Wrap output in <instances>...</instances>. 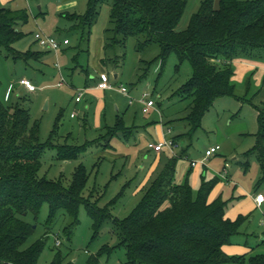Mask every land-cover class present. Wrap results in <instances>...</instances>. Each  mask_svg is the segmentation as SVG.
I'll use <instances>...</instances> for the list:
<instances>
[{"label":"rangeland","instance_id":"obj_1","mask_svg":"<svg viewBox=\"0 0 264 264\" xmlns=\"http://www.w3.org/2000/svg\"><path fill=\"white\" fill-rule=\"evenodd\" d=\"M88 1L0 0V8L8 7L23 15L16 23L23 36L11 44V49L45 52L36 55L39 60L32 58L26 63L14 60L11 52L0 46V98L12 104L17 101V94L26 96L23 106L29 108L32 122H38L42 142H46L58 126L55 142L80 146L78 157L70 160L59 159L55 149H46L39 176L62 180L69 185L75 168L84 164L90 174L84 195L92 194V200L98 199L100 206H108L113 216L123 219L132 213L156 177H149L154 155H148L146 147L148 140H160L156 125L161 116L166 125L174 129L171 134L166 132L167 136L185 127L178 119L189 113L191 98H184L177 91L192 75V66L186 60L177 67L179 59L171 53L163 69L160 61H153L147 76L140 79L146 68L142 60H153L160 48L154 43L140 50L137 37L129 38L125 47L116 49L117 54L126 53L118 66L105 64L104 45L107 29L112 26L110 10L114 0L100 1V13L89 39L81 41V33L71 28L73 22L69 16L84 13ZM201 1L188 0L177 30L187 28ZM36 32L62 41L68 38L70 43L57 51L43 48L36 42ZM79 43L84 51L89 50V55L82 51L79 57L80 63L89 69L88 74L74 69L73 57ZM109 54L114 56L115 53L109 51ZM233 67L235 95L215 99L194 133L189 157L178 161L175 177L180 183L188 181L195 192L203 179L211 181L218 177L210 201L221 197L226 202L228 218L245 217L239 231L224 245V251L234 256L246 255L243 264H249L251 255L264 252V203L257 207L250 199V194L257 190L264 193L261 165L253 150L259 133V114L264 112V49L255 51L254 56H239L233 61ZM101 72L107 74L115 87L126 85L132 101L116 88L92 87L98 84ZM24 77L32 80L35 91L22 87L19 81ZM60 81L62 86L58 85ZM80 91L83 102H76ZM144 92H149L156 101L155 109L149 112H143L138 101ZM118 115H124L127 122L136 119L137 123L144 124L148 138L137 133L135 139H126L122 132L109 137L107 126H113ZM173 119L177 121L171 122ZM216 144L221 149L205 160L204 166L200 164L196 170H191L190 160L203 159L206 150ZM226 163L229 165L223 175ZM19 216L33 225V232L23 248L41 240L45 243L39 264H51L58 254L66 264H125L127 261L126 248L121 245L122 239L111 222H105L95 233L92 218L83 204L79 205L77 224H72V217L64 208L51 218L47 201L39 213L29 211Z\"/></svg>","mask_w":264,"mask_h":264},{"label":"trees","instance_id":"obj_2","mask_svg":"<svg viewBox=\"0 0 264 264\" xmlns=\"http://www.w3.org/2000/svg\"><path fill=\"white\" fill-rule=\"evenodd\" d=\"M100 1L89 0L84 13L69 16L73 22L71 28L81 33V41L89 39L100 13ZM187 2L114 0L110 10L112 26L107 29L104 45L105 64L110 62L118 66L126 53L117 54L116 49L125 47L129 38L137 37L140 50L154 43L160 48L153 60H142L146 68L140 79L147 76L153 61H160L163 69L171 53L179 59L177 67L186 60L192 66V75L177 91L184 98H191L189 113L178 119L185 123V130L172 137L181 144V151L165 162L127 217L113 216L108 206H100L98 199H91L92 194L84 195L90 176L84 164L75 168L69 185L62 180L39 176L46 149H55L59 159L70 160L78 157L80 146L55 142L58 126L50 138L42 142L38 122H32L29 108L23 106L26 96L17 94V101L12 104L0 98V264H39L45 243L41 240L23 248L33 232V225L19 214L29 211L37 214L45 201L49 203L51 218L64 208L72 217V224L79 223V205L83 204L92 218L95 233L105 222H111L122 239L121 245L126 248L125 264L246 262V255H229L223 248L239 231L245 217L228 218L226 202L221 197L210 201L218 177L211 181L203 179L195 192L188 181L177 182L175 175L178 161L188 155L194 133L215 99L235 95L233 61L241 55L254 56L255 51L264 49V0H202L187 28L177 30ZM21 16L19 11L0 8V46L8 49L14 60L28 63L45 52L11 49V44L23 36L16 27ZM81 45L79 43L73 57L74 69L88 74L89 69L79 60L84 51ZM86 51L89 55V50ZM109 51L114 52V56ZM136 128V125L127 126L119 115L116 123L108 126V134L112 137L122 132L129 138ZM253 150L258 154L264 182L263 111L259 114V133ZM248 260L249 264H264V252L251 255ZM51 264L66 263L58 254Z\"/></svg>","mask_w":264,"mask_h":264},{"label":"built area","instance_id":"obj_3","mask_svg":"<svg viewBox=\"0 0 264 264\" xmlns=\"http://www.w3.org/2000/svg\"><path fill=\"white\" fill-rule=\"evenodd\" d=\"M35 39H36V42L40 46H42L43 48H49V49H52L55 51L59 50L63 45H67L70 43V40L68 38H65L62 41V40H59L57 37L47 35L44 32H36L35 33ZM100 77L101 78L97 84L98 88H100V89H115L116 88L120 92H122L123 94L129 96L131 98L130 101H132V97L130 96L128 88L126 85L122 84L119 87H115L108 80L106 73H101ZM19 83L22 86H24L25 88H27L29 91H35L36 90L35 84L29 78H26V77L21 78ZM58 85L62 86L63 82L60 81L58 83ZM82 99H83V92L80 91L78 93V95L76 96V102H81ZM138 101H140L143 105V108H142L143 112H149L150 109L155 107V105H156L155 99L151 96V94L149 92H144ZM72 116H74L73 113H72ZM148 146L153 148L156 151H162L165 148H172L173 149V148L178 146V143L175 142L172 138L165 137V138H163V140L159 141L158 143L151 141ZM220 149H221V146L219 144L211 146L209 149L206 150L205 156L200 162L204 163L205 160H207L209 157H211L212 155L217 153ZM198 162L199 161L193 160L191 162V164L194 166ZM228 165L229 164L226 163L225 166L223 167V175H225V173L227 172ZM254 199H255V203H256L257 207H262V205L264 203V193L263 192H257L254 196ZM262 222L264 223V219L262 220ZM57 243L60 244L59 240L57 241Z\"/></svg>","mask_w":264,"mask_h":264},{"label":"crops","instance_id":"obj_4","mask_svg":"<svg viewBox=\"0 0 264 264\" xmlns=\"http://www.w3.org/2000/svg\"><path fill=\"white\" fill-rule=\"evenodd\" d=\"M43 56H44V55H43ZM40 60H41V59H40ZM253 65H254V64H252V66H253ZM101 73H105V72H101ZM115 77H118V73H115ZM22 87L25 88L24 86H22ZM92 87H94V88H96V89H99V90H107V89H100V88L97 87V85H94V86H92ZM86 88H91V87H90V86H87ZM116 90H118V89H116ZM118 91H119V90H118ZM81 102H83V100H82ZM140 104H142V103L140 102ZM155 106H156V105H155ZM141 107L143 108V105H141ZM152 109H155V107L151 108L150 110H152ZM142 111H143V110H142ZM118 116H119V115H118ZM120 116L123 117V119H124V121H125V123H126L127 126H131V125H136V126H137V128H136L134 134H133L132 136H130L129 138H126V139H132V138L135 139L137 133H138V135H139L140 137L146 136V137L148 138V136H147L148 132L145 130L146 127H145L144 124H139V123H137V122H136V119H133V121L130 123V122H127V121H126V118H125L124 115H120ZM154 122H155V121H154ZM107 127H108V126H107ZM156 127H157V131H158L159 138H160L159 141L163 140V138H165V137H168V138H172V137H173V135L167 136L168 133H169V134L173 133L174 129H173V127L170 126L169 124L166 125V122H165V120H164V118H163L162 116H161L160 120L158 121ZM166 130H167V131H166ZM184 130H185V127H184L181 131H179V132H177V133L183 132ZM166 132H168V133H166ZM149 139H150V138H149ZM151 141H154V139H150V140H148V142H147V147H146V152H147L148 155H150L151 153L154 155V162H152V164H151V169L149 170V171H151V172H150L151 175H149V177L151 176V179H152L153 177H155V176L160 172V170L163 168L165 162H166L170 157H172L173 155H176V152H178L177 149L181 148V144H179L177 147H175V148H173V149H172V148H165V149H163L162 151H156V150H154L153 148H151V147L148 146L149 142H151ZM159 141H154V142H157V143H158ZM204 156H205V155H204ZM212 156H213V155H212ZM188 157H189V153H188V155H187L186 157H184V158H188ZM209 158H210V157H209ZM201 160H202V159H201ZM201 160H199V162H198L196 165H194V166L191 164V162H192L193 160H190V167H191V170H192V169H195V170H196V168H198V166H199L200 164L204 166L205 163H201V162H200ZM195 170H194V171H195ZM222 178H223V177H222ZM151 179H150V180H151ZM175 180L178 182V180L176 179V177H175ZM179 183H180V182H179ZM255 194H256V191H255L254 193L250 194V199H251L252 202L256 205V203H255V199H254ZM256 206H257V205H256Z\"/></svg>","mask_w":264,"mask_h":264}]
</instances>
